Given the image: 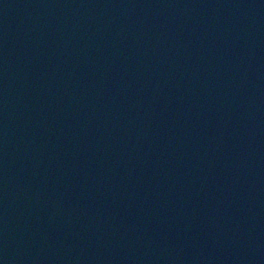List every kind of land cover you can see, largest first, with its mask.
<instances>
[{
  "label": "water",
  "instance_id": "water-1",
  "mask_svg": "<svg viewBox=\"0 0 264 264\" xmlns=\"http://www.w3.org/2000/svg\"><path fill=\"white\" fill-rule=\"evenodd\" d=\"M0 264H264V158L193 0H0Z\"/></svg>",
  "mask_w": 264,
  "mask_h": 264
}]
</instances>
